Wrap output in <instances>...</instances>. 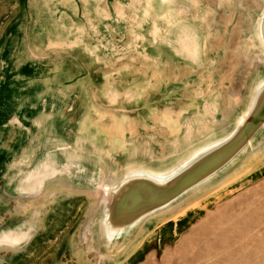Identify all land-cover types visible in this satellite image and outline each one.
Wrapping results in <instances>:
<instances>
[{
	"label": "water",
	"instance_id": "water-1",
	"mask_svg": "<svg viewBox=\"0 0 264 264\" xmlns=\"http://www.w3.org/2000/svg\"><path fill=\"white\" fill-rule=\"evenodd\" d=\"M136 1L138 4L135 10L140 19L136 31L143 32L149 28L152 32L148 43H145L148 46L137 41L138 48L144 47V51L148 48L151 54L141 55V51L129 58L133 59L138 55L158 58L156 56H160L161 49H166L171 57H174L172 59L191 69H198L199 65L207 64L208 68L205 69L209 71L205 73H208L209 79L214 77L216 82H223L224 87L216 89L212 83L215 94L209 100L202 95L201 88L203 84L206 90L211 81L205 77L201 84L195 86V77H202L201 72H190L185 79L190 81L189 85L193 83L194 86L190 90L187 89L189 93L186 91L187 94L183 95L182 100L185 105L191 100L188 105L192 108L189 111L184 108L179 111L171 110L175 113L176 125L175 117L173 123H167L162 120L163 114L152 115L151 119L145 117L146 122L135 124L127 117H120L124 114H100L103 110L97 107L98 96H104L106 99L110 96L116 98L115 103H105L107 106L119 104L117 101L124 95L135 96V99L151 95L153 102L159 100L161 103V89L150 88L152 80L158 81L157 85L160 86L161 77L154 78L152 71H145L143 76L123 83L113 80L115 88L112 86L106 89L105 82H99L94 88L95 99L89 102H84L86 99L83 93L88 90L86 88L82 90L81 95L63 100L60 96L48 95L47 89L40 87V79L35 80L32 76H27L28 87L24 89L26 91L15 88L18 96L11 98L16 103L12 101L10 106V111H18L19 117L14 116L9 122L16 118L18 128L15 129V137L20 143L12 149H7L11 158L0 159V196L16 205L15 212L21 214L17 221H13L11 217H4L0 221V224L4 223L0 226L2 249L28 251L36 239L43 236L48 227L46 221L49 222L47 212L50 203L56 201L62 193L89 199L90 222L95 223V235L91 241L90 225L88 237L85 239H88L87 248L97 256L99 264H125L141 250L144 235L156 229L152 228L154 224L162 220L164 223L170 222L169 212H174L176 207L185 208L189 198L204 190L208 183L213 182L229 167L235 166L237 159L264 130V0H261L263 11L259 23L253 20V28L250 26L247 33L248 39L252 34V40L243 45L240 42L241 54L227 49L221 51L224 53V60L223 67L218 72L216 69L219 59L208 64L207 58L204 59L202 54L203 36L199 21L204 19L198 16L197 21L194 16L187 15L189 8L186 6L203 7L207 4L204 3L205 0ZM146 1L149 2L148 8L145 6ZM225 1L229 0H221ZM132 4L129 0L121 4L122 10L117 14L120 20L118 26L121 29L130 18V7L134 8ZM179 4L186 6L180 5L181 8L178 9ZM146 8L154 13L151 19ZM133 15L137 17L136 14ZM156 18L166 19L169 27H162ZM212 20L213 18H207V25L210 28L209 37L214 39L217 35ZM214 23L217 27V19ZM233 30L235 31V28ZM112 31L98 35V43L103 42L102 51L113 58V70L117 73L125 56L113 55L108 49L112 44ZM219 31L218 34L223 38L224 29L220 28ZM166 32L167 34H164ZM158 38L161 40V46L152 48L153 40ZM191 40H194L199 48L198 56L194 59L190 53L191 46L188 45ZM230 41L232 47L238 45V41L233 40V37ZM210 42L212 43L211 40L209 44ZM216 42L221 45L222 40ZM232 58L240 62L235 77L238 79L235 80L231 79L232 74H227L232 66L228 61H232ZM31 90L38 92L43 100L35 104ZM145 90L146 92L141 94ZM53 96L65 101V105L59 108L58 104H53L57 100L52 98ZM44 100L49 101L44 103ZM123 102L127 105L129 99H124ZM135 102L130 101L132 104H136ZM155 106L160 107L156 104ZM167 110L166 112H170ZM72 112V118L69 120ZM113 118L125 123H118ZM143 125L147 128L144 129ZM157 126L158 131L153 134V127ZM3 131L0 128V134ZM136 131H139L138 137L133 136ZM85 133H90L89 137H86ZM6 134H9L8 129H5ZM162 140H165L164 143L179 141L178 143L194 146L180 158L163 157L165 160H172V163L161 166L144 165L142 161L155 157L152 156V153H155L153 150H157L155 145ZM87 148L89 151H84ZM157 158L161 159L160 155ZM115 160L116 167L109 166L110 162ZM123 167L124 171L121 170ZM153 175L163 178L164 182L156 183L149 178ZM43 198L45 201L39 205L37 201ZM0 208L6 211L10 207L7 203H0ZM109 234L112 235L111 238Z\"/></svg>",
	"mask_w": 264,
	"mask_h": 264
},
{
	"label": "rangeland",
	"instance_id": "rangeland-1",
	"mask_svg": "<svg viewBox=\"0 0 264 264\" xmlns=\"http://www.w3.org/2000/svg\"><path fill=\"white\" fill-rule=\"evenodd\" d=\"M121 1L125 2V0H113L114 22L112 44L110 47H107L113 55L125 56V59L122 61L126 63L125 65H128L131 63H127V60L131 61L129 57L132 55L139 54L141 51V55L151 54L147 50L148 48L145 51L144 47L139 49L137 41L141 45L142 43H148L152 32L149 28H146L143 32L136 31L137 26L140 25V19L135 10L136 4H138L136 0H129L134 6V8L130 7L129 12L131 13V11L135 10L133 14H136L137 17L129 13L130 18L127 19L128 22L121 29L118 26L120 20L117 17V14L122 10ZM147 3L149 4L146 1L145 6L148 8ZM204 3L207 4L199 8L194 6L188 7L185 4H179L177 7L179 6L178 9H180V5H185L189 8L187 12L188 16H194V20L198 16L204 19V21H199V18H197V21L201 22L200 31L203 36L202 54L205 57L204 59L207 58L208 64H211L212 60L216 59L217 61L219 59V65L216 69V72H218L222 69V62L224 60V53L222 54L221 51L227 49L241 54V43L242 45L248 44V41L252 40V34L248 39L247 33L253 24V20L257 24L259 23L263 11V3L261 0H229L227 2L205 0ZM21 4H25V0H0L1 30L9 26L14 19L18 18L19 13L25 12V8L20 9L19 5ZM147 8V15L151 19L154 13L150 12ZM124 9H126L125 6ZM207 18H213L211 23L214 26L215 35H217L214 36V39L209 37L210 28H207ZM216 19L218 22L217 27L225 29L223 38L218 34L220 31L215 26L214 20ZM156 20L158 19L156 18ZM158 21L162 27H169L166 19L162 18ZM128 26L129 30H127ZM234 28L235 31L233 30ZM14 33L17 35L16 30ZM164 34H167V32ZM232 37L233 40L238 41V45H234L233 47L230 41ZM210 40L212 41V43L210 42L211 46L209 44ZM220 40H222L221 45L216 42ZM145 46L148 45L145 44ZM236 47L238 48L236 49ZM165 50L161 49V53L159 54L162 63L160 70L161 87L157 85L158 81L156 80H152L150 87L152 90L161 89V103L159 100L153 102L151 95L139 96L136 99L135 96L127 97L126 95H119L120 100L118 99L119 101H117L119 104L110 106L111 103H115L114 101H116L114 96L107 97L112 102L104 96H98L97 107L103 110L100 114L108 115L110 112L112 116L114 114H124L120 115V117H127L136 124L146 122L144 120L145 117L146 119H151L152 115L164 114L167 109L170 112L171 110L179 111L182 108L188 111L191 110L192 106L188 105L191 100L185 105L182 97L187 94V89L190 90L194 84L189 85L190 81L185 79V77L190 72H206L208 70L205 69L208 68L207 64L199 65L198 69H191L187 65L180 64L178 61L172 59L174 57H171L168 50L166 52ZM151 77L152 75L150 74ZM195 78H197L195 86L201 84L199 76ZM83 80L84 87L88 89L89 85H86L88 81L86 79ZM209 80L211 81H208V83L210 82V87L211 83H213L216 89L224 87L223 82L218 83L213 78ZM145 92L146 90L141 94ZM93 93L94 89L84 91L83 96L85 95L86 101L84 99L83 101L89 102L95 99ZM124 99H129L127 105L124 104ZM142 99L144 100L140 103ZM134 100L136 104H132ZM105 103L110 104L107 106ZM155 104L160 107L156 108ZM128 105L129 107H127ZM72 115L73 112L70 113L69 120H71ZM89 134L85 133L86 137H89ZM164 142L165 140H162V142L157 143L158 146L155 145L157 150H153L155 152L154 155L152 153V156H155L154 158L141 160L144 165L161 166L165 163H172V160H165L163 157L167 158L169 156L171 159L180 158L189 153L190 149L194 146V144L178 143L179 141L177 143ZM252 143L241 157L237 159L235 166L232 165V169L229 167L223 174L215 178L213 182L208 183L204 190L186 201L187 204L192 202L194 205H190L186 210H184V207H179V209L176 207L173 209L174 212H169L171 215L170 222L164 223L165 221L162 220L154 224L152 228L156 229L152 233H145L141 250L125 264H264V130ZM150 150L152 151V149ZM84 151H89V149H84ZM158 155H160L161 159L157 158ZM110 163L109 166L114 168L117 165L116 160ZM124 167L128 168V166ZM124 167L121 168L122 171L125 170ZM234 171L237 173H234ZM234 176L238 179L228 184ZM225 180L228 181L226 182ZM223 181L226 182L224 183L225 186L220 189V184ZM209 194L211 197L208 199ZM64 198H67V194H63L58 202L56 200L50 203V209L47 212L50 226L44 230L41 239L33 244L32 252H35L34 256L36 257H31L27 262L21 264H99L97 256H95L92 250L87 248L88 239H85V237H88L87 232L90 225L92 226L91 241L95 235V223L90 222L89 212L91 208H88L89 203L85 206L86 208L83 207L78 217V223H72L69 222L67 217L71 213L69 209L64 208V206L56 209L54 206ZM37 202L39 205L43 203L42 200H38ZM200 202H203V204H199ZM0 203H7L10 207L6 211L0 208V218H2L0 221L4 217H11L13 221H17L18 217H21V214L18 215L15 212L16 205L7 201L2 196H0ZM36 205L39 206L38 204ZM3 225L4 223L0 224V226ZM9 258L8 256L6 258L2 257L0 264L8 263Z\"/></svg>",
	"mask_w": 264,
	"mask_h": 264
},
{
	"label": "crops",
	"instance_id": "crops-1",
	"mask_svg": "<svg viewBox=\"0 0 264 264\" xmlns=\"http://www.w3.org/2000/svg\"><path fill=\"white\" fill-rule=\"evenodd\" d=\"M19 6L20 9L25 8V12L19 13L18 18L9 26L0 29V128L4 130L0 134L1 160L11 158L7 149L20 143L15 137V129L18 128L16 118L9 122L18 111H10V106L16 103L11 98L18 96L15 88L26 91L27 76L40 79V87L47 89L48 95H57L63 100L81 95L85 88L83 79L88 81V90L91 86L94 89L99 82H105V88L109 89L113 86V80L127 82L143 76L145 71H152L154 78L160 79V56L146 58L138 55L131 61L127 60V63H131L128 65L121 61L119 71L114 73L113 58L102 51L103 42L98 43V34H106L113 29V0H25V4ZM160 46V38L154 39L152 48ZM230 60L228 62L232 66L227 74H232L231 79L235 80L238 79L235 77L240 62L236 58ZM200 74L203 76L199 77L201 81L205 77L209 80L208 73ZM201 91L209 100L215 94L212 83L206 90L202 84ZM219 100L220 98L217 100L218 104ZM143 128L146 129L147 126L143 125ZM158 128L153 127V134ZM5 129H8L9 134L5 135ZM138 132L133 136L138 137ZM62 195L61 193L57 202ZM78 197L67 195V198L54 205L56 209L63 206L69 209L71 213L67 217L72 223H78L83 207L89 203V199ZM41 200L44 202L45 198ZM47 222L50 226V222ZM39 239L41 238L36 241ZM33 244L28 251H13L0 246V260L8 256L9 262L5 264L27 262L31 257H36L35 252H32Z\"/></svg>",
	"mask_w": 264,
	"mask_h": 264
},
{
	"label": "bare ground",
	"instance_id": "bare-ground-1",
	"mask_svg": "<svg viewBox=\"0 0 264 264\" xmlns=\"http://www.w3.org/2000/svg\"><path fill=\"white\" fill-rule=\"evenodd\" d=\"M167 1V0H166ZM235 4V3H234ZM256 8V7H255ZM235 11V10H234ZM223 13V12H222ZM224 18V17H223ZM220 19V18H219ZM227 19V18H226ZM225 22H227L226 20H225ZM247 22V21H246ZM227 24H228V22H227ZM208 28V27H207ZM226 28V27H225ZM225 30V29H224ZM226 33V32H225ZM213 40V39H212ZM186 45V44H185ZM189 46H191V51H190V53H191V57L194 59L196 56H198V53H199V48L197 47V43L194 41V40H191L190 41V43L188 44ZM113 88H115V85H113ZM31 92H32V94H33V96H32V100H33V102H35V104L39 101V100H43L42 98H41V96L39 95V93L38 92H35L34 90H31ZM52 98H56L57 100L56 101H54L53 102V104H58V107L60 108V107H62V106H64L65 105V101H63V100H61L59 97H52ZM51 98V99H52ZM51 99H49V100H51ZM49 100H46V101H49ZM45 100L43 101L44 103L46 102ZM37 105H41V104H37ZM173 117H175V119L173 118ZM177 117H179V113H178V115H177ZM184 117V116H183ZM171 118V119H170ZM114 119V121H116V122H118V123H121V124H123V123H125V122H123V121H120V120H118L117 118H113ZM117 119V120H116ZM173 119H174V125H176L177 124V120H176V116H175V113L173 114L172 112H166V113H164L163 115H162V120L163 121H165V122H167V123H173ZM84 123L85 122H83V127H84ZM169 157V156H168ZM234 173H237L236 171H234ZM233 173V174H234ZM238 175V174H237ZM150 179H153L156 183H163L164 182V179L163 178H160V177H157V176H152V177H149ZM236 179H238L236 176H234V177H232V179L228 182V184L230 183V182H232L233 180H236ZM226 181V180H225ZM225 181H223V183H221L220 184V189L222 188V187H224L225 186V184L224 183H226ZM215 189V188H214ZM217 189V188H216ZM212 193H214V192H212ZM211 194V193H210ZM209 194V195H210ZM211 197V195L208 197V199ZM192 202H190L189 204H186V206H185V209L184 210H186V209H188L187 207H189L190 205L192 206V205H194V203H192ZM199 204H203V202H200ZM184 210H182V211H184ZM109 237L111 238L112 237V235H110L109 234ZM109 238V239H110Z\"/></svg>",
	"mask_w": 264,
	"mask_h": 264
}]
</instances>
